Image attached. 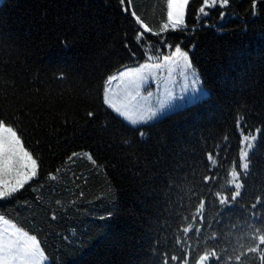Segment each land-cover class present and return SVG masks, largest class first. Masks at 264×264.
<instances>
[{
    "label": "trees",
    "instance_id": "trees-1",
    "mask_svg": "<svg viewBox=\"0 0 264 264\" xmlns=\"http://www.w3.org/2000/svg\"><path fill=\"white\" fill-rule=\"evenodd\" d=\"M134 3L146 22L158 30V24L166 18V0H134ZM248 8L249 0H234L224 19L213 10L205 18L208 27L197 23L198 31L187 34L185 44L196 45L193 63L210 97L159 119L152 129L153 139L144 145V152L152 160L160 151L174 155L175 170L169 183L175 184V188L169 190L159 177L151 186H142V180L146 179L145 162L135 156L128 158L130 154L113 136L112 129L99 130V125L106 122L103 117L95 124L85 120V111L93 105L89 93L101 87L107 74L148 61L140 48L132 46L136 53L133 57L124 47L125 42L133 40L136 25L121 12L118 0L2 3L0 89L11 92L10 85L15 81L26 86L25 91L40 90V99L47 101L52 114L45 113L35 131L25 121L26 146L42 157L45 172L57 167L61 170L55 190L42 189L43 202L39 207L33 204L32 210L19 212L9 207L10 223L26 231L35 230L32 234L40 232L39 238L49 253L56 255L57 264H127L130 254L145 245L149 220L153 230L163 225V231L154 235L166 237L171 246L180 214L194 211L189 207L187 188L192 186L193 172L198 180L205 170L202 150L215 151L221 134L231 130L238 109L246 108L252 116L253 109L258 115L264 106V18L248 17L247 31H241ZM187 21L191 27L192 17L188 16ZM58 69L66 72L65 80L53 78ZM4 80L9 83L5 85ZM96 106L99 107L98 103ZM65 113L70 120L73 116L76 120L66 128L62 125ZM249 122L258 125L254 119ZM112 123L113 128L120 127ZM157 133L170 134L165 148L154 146ZM230 140V150L220 154L221 183L227 178L232 160L238 158L236 136L232 135ZM72 152L80 153L81 157L84 152H91L104 167L96 168L86 158L62 167ZM150 187L156 197L146 195ZM110 193H114L111 198ZM257 195H264V149L253 157L240 208L232 214V222L238 227L229 225L224 229L221 246L229 251L249 242L241 210L254 203ZM25 196L31 200L29 193ZM55 199L65 203L77 200L78 211L73 206L58 221H51L50 208ZM109 211L114 213L111 218L107 217ZM211 211L209 207L208 212ZM101 216L106 219L101 220ZM61 235L67 236L68 241L62 242ZM69 242L71 248L67 247Z\"/></svg>",
    "mask_w": 264,
    "mask_h": 264
},
{
    "label": "snow or ice",
    "instance_id": "snow-or-ice-1",
    "mask_svg": "<svg viewBox=\"0 0 264 264\" xmlns=\"http://www.w3.org/2000/svg\"><path fill=\"white\" fill-rule=\"evenodd\" d=\"M233 3L234 0H166V18H162L157 26L158 30H154L138 13L134 0H118L121 12L136 25L133 40L125 42L124 47L129 49L133 57L136 53L132 51V46L140 48L143 58L153 62L140 63L134 68L126 67L122 71L118 70L117 74H107L101 87L89 93L93 105L85 111V120L89 124H95L103 117L106 122L99 125V130L109 132L112 129L113 136L130 154L128 158L135 156L138 161L145 162L143 176L146 179L142 180V186H151L159 177L163 179L164 187L169 190L175 188V184L169 183L171 173L175 170L174 155L160 151L152 160L144 152V145L153 139L152 129L159 123L157 117L172 106L175 97L169 92L167 100L160 102L157 107L146 106L142 104L141 86L148 81L149 75H155L154 70H166L169 78L179 70L185 79L191 75L192 94L186 100L188 104L195 106L202 99L210 97V93L201 86L198 70L193 63L192 53L196 45H186L185 39L188 38L187 34L198 31L197 23H201L202 27L209 26L205 18L213 10L218 11L219 17L224 19ZM188 16L193 20L191 27L187 21ZM248 17L264 18V0H249L241 31H247ZM173 33L180 35L173 37ZM152 37L156 39L152 40ZM3 43V36L0 34V44ZM57 72L54 79L63 81L67 78L64 70L58 69ZM113 82L122 86L123 99L119 102L110 95ZM3 83L7 85L9 82L4 80ZM10 87L11 92L7 88L0 89V224L5 225L0 227V264H57L56 255L49 253L44 241L39 238L40 232L32 234L35 230L26 231L23 227L10 224L9 207L18 212L32 210L33 204L39 207L43 202L42 189L47 187L50 191L55 190L61 171L57 167L45 172L42 157L36 154L35 149L26 146L28 141L25 138V121L29 122L33 131L39 129L44 114H52L47 101L40 99L39 89L25 91L26 86L15 81H12ZM183 91L186 88L182 86ZM152 95V92H148V97ZM97 103L99 107L96 106ZM99 109H103V112ZM252 111L253 115L250 116L246 108L242 111L238 109L233 116L231 130L221 134L219 143L214 146L215 151L204 153L202 150L205 170L198 180L194 171L190 182L192 186L187 188L190 194L189 207L194 211L189 215L180 214L171 246L166 237L154 235V232L163 231V225L153 230L149 220V231L144 236L145 245L138 252L130 254L127 264H264V195H257L254 203L241 210L244 213L242 223L247 229V245L240 244L231 251L221 246L225 236L224 229L229 225L232 228L238 227L237 223L232 222V214L240 208L253 157L258 150L264 149V106H261L258 115H255L256 109ZM250 119L258 121V125L250 123ZM112 122L120 127L113 128ZM70 123H76L75 117L70 120L65 113L62 125L66 128ZM169 135L157 133L154 146L165 148ZM232 135L237 138L238 158L232 160L227 178L221 183L218 171L220 154L230 150ZM36 145L40 146L39 140ZM80 158H86L96 168L104 167L91 152H84L82 157L80 153L72 152L66 157L62 167L75 163ZM25 193H29L31 200ZM112 195L114 193H110L109 198ZM146 195L156 197L157 193L150 187ZM80 197H83L82 192ZM53 205L50 208V220L53 222L66 215L73 206L78 211L75 199L68 203L55 199ZM209 207L212 209L211 213L208 212ZM113 215L109 211L107 217L111 218ZM100 219L104 220L106 217L101 216ZM227 234L230 235L231 232ZM59 238L62 242L68 241L67 236L61 235ZM67 247L71 248L72 244L69 242Z\"/></svg>",
    "mask_w": 264,
    "mask_h": 264
},
{
    "label": "rangeland",
    "instance_id": "rangeland-1",
    "mask_svg": "<svg viewBox=\"0 0 264 264\" xmlns=\"http://www.w3.org/2000/svg\"><path fill=\"white\" fill-rule=\"evenodd\" d=\"M8 0H0V5L2 3L5 4ZM153 62V61H152ZM151 61H145L141 63H152ZM140 64V63H139ZM139 64L135 66H127V67H138ZM126 67L121 68L120 70H124ZM155 75H149V79L141 86V97L142 104L146 106H151L153 108L157 107L158 104L162 101L167 100V94L171 92L175 97L172 100V106L165 109L164 113L160 114L157 119H161L170 113L175 112L180 108H184L188 105L186 102L187 98L191 96V75L189 74L187 79L182 77L177 70L173 73L172 77H168L166 70H154ZM117 74V71L112 73ZM199 76V75H198ZM200 80V79H199ZM182 86L186 88V91L182 92ZM202 86V85H201ZM147 90V91H145ZM148 92H152L153 95L148 97ZM110 95L117 102L123 99L122 95V86H118V82H113L110 88ZM181 97H184L182 100ZM183 105L182 107H180ZM155 123V122H153ZM11 224V223H10ZM0 227H5V225L0 224ZM10 227V225H9Z\"/></svg>",
    "mask_w": 264,
    "mask_h": 264
}]
</instances>
